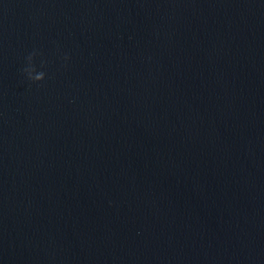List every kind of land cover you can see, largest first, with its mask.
I'll list each match as a JSON object with an SVG mask.
<instances>
[{
    "label": "water",
    "instance_id": "1",
    "mask_svg": "<svg viewBox=\"0 0 264 264\" xmlns=\"http://www.w3.org/2000/svg\"><path fill=\"white\" fill-rule=\"evenodd\" d=\"M0 264H264V0H0Z\"/></svg>",
    "mask_w": 264,
    "mask_h": 264
},
{
    "label": "clouds",
    "instance_id": "2",
    "mask_svg": "<svg viewBox=\"0 0 264 264\" xmlns=\"http://www.w3.org/2000/svg\"><path fill=\"white\" fill-rule=\"evenodd\" d=\"M37 55H42V53H39L38 50L35 49L32 52H30L25 58L27 64L21 70L24 74H26L27 78L33 82L44 81L47 75L46 72L44 71H36V67L33 61H34V57H36ZM63 59L67 61L69 59L68 55L65 54L63 56ZM46 63L47 61L41 60V67H44Z\"/></svg>",
    "mask_w": 264,
    "mask_h": 264
}]
</instances>
